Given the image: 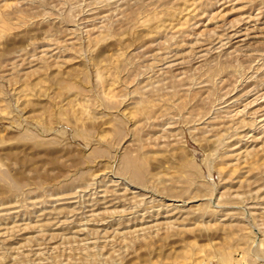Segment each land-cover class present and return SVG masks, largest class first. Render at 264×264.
I'll list each match as a JSON object with an SVG mask.
<instances>
[{"label": "rangeland", "instance_id": "obj_1", "mask_svg": "<svg viewBox=\"0 0 264 264\" xmlns=\"http://www.w3.org/2000/svg\"><path fill=\"white\" fill-rule=\"evenodd\" d=\"M263 203L264 0H0V264H264Z\"/></svg>", "mask_w": 264, "mask_h": 264}, {"label": "bare ground", "instance_id": "obj_2", "mask_svg": "<svg viewBox=\"0 0 264 264\" xmlns=\"http://www.w3.org/2000/svg\"><path fill=\"white\" fill-rule=\"evenodd\" d=\"M16 2H17V1H16ZM163 13H164V12H163ZM157 16H159V15H157ZM150 20H151V19H150ZM153 21H154V20H153ZM161 21H163V20H161ZM147 23H148V22H147ZM98 28H99V27H98ZM169 33H170V32H169ZM92 35H93V34H92ZM238 41H239V40H238ZM197 42H198V41H197ZM214 48H215V47H214ZM238 99H239V98H238ZM26 100H27V99H26ZM71 100H72V98H71ZM75 102H77V101H75ZM179 106H180V105H179ZM131 113L133 114V116H136L135 112L132 111ZM134 114H135V115H134ZM144 115H145V114H144ZM155 115H156V114H155ZM140 117H141V116H140ZM140 117H139V118H140ZM146 117H148V116H146ZM146 117H145V118H146ZM141 120H142V119H141ZM138 121H139V120H138ZM136 122H137V121H136ZM145 123H146V122H145ZM169 126H170V125H169ZM134 161H135V160H134ZM134 163H135V162H134ZM133 170H134V171H137V170H135V169H133ZM137 172H138V171H137ZM247 172H248V171H247ZM229 173H230V172H229ZM139 175H140V174H139ZM263 204H264V203H263ZM169 205H170V206H174V208H178L177 206L174 205V203H169ZM169 205H168V206H169ZM179 206H180V205H179ZM263 208H264V207H263ZM129 209H130V208H129ZM160 212H161V211H160ZM177 220H178V219H177Z\"/></svg>", "mask_w": 264, "mask_h": 264}]
</instances>
